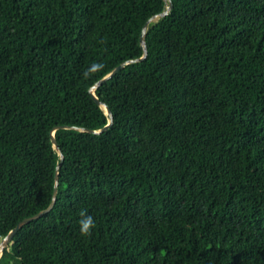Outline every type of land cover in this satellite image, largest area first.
<instances>
[{
  "label": "trees",
  "instance_id": "16d2710c",
  "mask_svg": "<svg viewBox=\"0 0 264 264\" xmlns=\"http://www.w3.org/2000/svg\"><path fill=\"white\" fill-rule=\"evenodd\" d=\"M170 1L94 91L112 125L54 132L55 203L0 264H264V0ZM164 10L0 0V240L51 201V129L108 123L89 89Z\"/></svg>",
  "mask_w": 264,
  "mask_h": 264
},
{
  "label": "water",
  "instance_id": "95a60500",
  "mask_svg": "<svg viewBox=\"0 0 264 264\" xmlns=\"http://www.w3.org/2000/svg\"><path fill=\"white\" fill-rule=\"evenodd\" d=\"M172 8V3L170 0H165V10L162 11L161 13L159 14H156V15H153L151 18H149L143 25L142 27V30H141V33H140V37H139V41H140V46L142 48V56L138 59H132V60H128L126 62H123L121 64H119L118 66H116L115 68H113L106 76H104L103 78H101L100 80H98L96 83H94L90 89H89V92L93 98V100L98 104L100 105L103 109H104V112L106 115H108V123L103 127L101 128L100 130H89V129H84V128H77V127H72V126H56L54 128L51 129L50 131V137H51V142L53 144V148L55 149V151L58 153L59 155V162L57 163L56 165V169H55V174H54V187H53V193H52V198H51V201L48 205L47 208H45L44 210L38 212L37 214H34L33 216H30V217H27V218H24L22 219L21 221H19L15 227L13 229H11L1 240H0V257L3 253V250L5 248H7V246L10 244L11 240H12V237L14 236V234L21 228V226H23L24 224L32 221V220H35L39 217H41L42 215H44L45 213H47L48 211H50L55 203V200H56V195H57V187H58V182H59V177H58V174H59V168L61 166V163L63 161V155L62 153L60 152V149L58 147V144H57V141L56 139L54 138V132L57 130V129H75V130H79V131H86V132H90V133H100L102 131H105L107 130L111 125H112V122H113V117H112V114H111V111L110 109L103 103H101L97 97L95 96L94 94V91L96 90L97 87H99L102 83H104L106 80H108L110 77H112L114 74H116L120 69H122L125 65L127 64H130V63H134V62H139V61H142L146 55H147V50H146V44H145V32H146V29L148 27V25L151 23V22H154L156 20H158L159 18H162L164 17L165 15L168 14V12L171 10ZM6 241V243H5Z\"/></svg>",
  "mask_w": 264,
  "mask_h": 264
},
{
  "label": "clouds",
  "instance_id": "9594fccd",
  "mask_svg": "<svg viewBox=\"0 0 264 264\" xmlns=\"http://www.w3.org/2000/svg\"><path fill=\"white\" fill-rule=\"evenodd\" d=\"M93 224H94V220H93V218L90 215L82 218L79 221V226H80L81 233H87L91 229Z\"/></svg>",
  "mask_w": 264,
  "mask_h": 264
},
{
  "label": "snow or ice",
  "instance_id": "6c2138e0",
  "mask_svg": "<svg viewBox=\"0 0 264 264\" xmlns=\"http://www.w3.org/2000/svg\"><path fill=\"white\" fill-rule=\"evenodd\" d=\"M5 243H6V241H5Z\"/></svg>",
  "mask_w": 264,
  "mask_h": 264
}]
</instances>
